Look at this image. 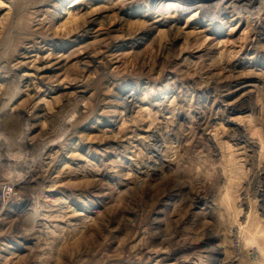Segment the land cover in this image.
Masks as SVG:
<instances>
[{
	"label": "rangeland",
	"instance_id": "1",
	"mask_svg": "<svg viewBox=\"0 0 264 264\" xmlns=\"http://www.w3.org/2000/svg\"><path fill=\"white\" fill-rule=\"evenodd\" d=\"M218 1L0 0V264H264V7Z\"/></svg>",
	"mask_w": 264,
	"mask_h": 264
},
{
	"label": "bare ground",
	"instance_id": "2",
	"mask_svg": "<svg viewBox=\"0 0 264 264\" xmlns=\"http://www.w3.org/2000/svg\"><path fill=\"white\" fill-rule=\"evenodd\" d=\"M154 1L155 2L157 1L158 4H160L162 6L164 5V10L166 9V11L173 10L174 12H180V13H186L192 9H202V11H205V10L210 9L212 7L210 3L206 4L207 2H211V0H154ZM223 2H224V0H219L218 2H216V6H215L214 10H212L211 15H210L211 18H214L216 16L218 17L222 13L221 6H222ZM239 2H241L242 5H244V4L248 5L252 11H255V6H254L255 4H257L258 7L260 6L259 8L256 6L257 9H261L264 7V0H236V3H239ZM129 98H130V95L126 98V100H128ZM26 173H28V172H26ZM18 180L20 181V179H18ZM26 180H27V177H25V175H24L21 177L22 182H20V183L24 184V183H26ZM5 182H7V183L2 182L0 184V193H2V197H0V207L2 206V204L5 203V198H6L5 195L8 194V191H9V189L7 188L8 184L16 186V184L12 183L11 181L9 182V181L5 180ZM9 195H10V193H9Z\"/></svg>",
	"mask_w": 264,
	"mask_h": 264
}]
</instances>
